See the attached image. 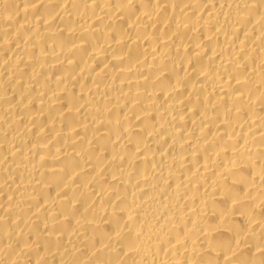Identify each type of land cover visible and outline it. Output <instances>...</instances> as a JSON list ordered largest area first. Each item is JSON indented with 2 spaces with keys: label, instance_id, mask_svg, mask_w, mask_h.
<instances>
[{
  "label": "bare ground",
  "instance_id": "6f19581e",
  "mask_svg": "<svg viewBox=\"0 0 264 264\" xmlns=\"http://www.w3.org/2000/svg\"><path fill=\"white\" fill-rule=\"evenodd\" d=\"M0 264H264V0H0Z\"/></svg>",
  "mask_w": 264,
  "mask_h": 264
}]
</instances>
